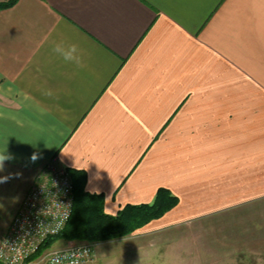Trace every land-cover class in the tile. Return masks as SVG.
I'll return each instance as SVG.
<instances>
[{"label": "crops", "instance_id": "0c3cea01", "mask_svg": "<svg viewBox=\"0 0 264 264\" xmlns=\"http://www.w3.org/2000/svg\"><path fill=\"white\" fill-rule=\"evenodd\" d=\"M3 151L12 159L0 177L28 176L23 197L54 157L103 195L110 215L152 203L160 189L175 195L176 206L122 238L138 254L150 249V264L174 263L180 240L189 263L192 223L244 214L261 221H232L241 233L230 262L264 264V0H18L1 9Z\"/></svg>", "mask_w": 264, "mask_h": 264}, {"label": "built area", "instance_id": "2783aa9c", "mask_svg": "<svg viewBox=\"0 0 264 264\" xmlns=\"http://www.w3.org/2000/svg\"><path fill=\"white\" fill-rule=\"evenodd\" d=\"M73 205L72 177L54 157L38 172L0 239V264H92L95 243L70 245L35 256L49 237L65 228Z\"/></svg>", "mask_w": 264, "mask_h": 264}, {"label": "rangeland", "instance_id": "374dc122", "mask_svg": "<svg viewBox=\"0 0 264 264\" xmlns=\"http://www.w3.org/2000/svg\"><path fill=\"white\" fill-rule=\"evenodd\" d=\"M29 184L28 176H16L14 179H9L5 183H0V239L8 230L20 202L22 203L25 197H23V194ZM235 219H239L237 222L243 223V229L246 228L247 225L244 224L247 222L255 223L261 221V218L257 221L254 220V215L244 214L240 215L239 218L238 216H227L224 219L220 217H210L207 221L192 223L183 233V238L189 245L184 249L187 251L186 253L190 255L191 261L189 263H183L182 259L178 257L180 240L177 242L178 247L175 246L171 249L172 254L175 256L174 259L176 260L172 264H236L230 262V259H233V257L238 254L237 251L239 247H237L238 245L236 244V234L241 233L240 230L237 231L236 227L233 228L232 226V221ZM123 237L124 236L104 241L59 238L45 252L75 244L103 242L96 248L97 251L95 250L92 264H150L149 261L151 259H146L150 249H148V252H146L147 249H144L141 253L142 263L138 262L136 259H138V255L141 256V254L134 251V246L122 244ZM163 249L165 248H160V250ZM188 250H190V253ZM227 260L228 262H224ZM167 264H171V262Z\"/></svg>", "mask_w": 264, "mask_h": 264}, {"label": "trees", "instance_id": "16d2710c", "mask_svg": "<svg viewBox=\"0 0 264 264\" xmlns=\"http://www.w3.org/2000/svg\"><path fill=\"white\" fill-rule=\"evenodd\" d=\"M18 0H0V10ZM74 184L73 212L65 228L49 237L35 256L46 251L59 238L104 241L129 235L153 219L162 217L178 203V198L167 189H160L149 204L124 206L116 215L104 211L102 194L85 190V177L68 169Z\"/></svg>", "mask_w": 264, "mask_h": 264}, {"label": "clouds", "instance_id": "9594fccd", "mask_svg": "<svg viewBox=\"0 0 264 264\" xmlns=\"http://www.w3.org/2000/svg\"><path fill=\"white\" fill-rule=\"evenodd\" d=\"M63 42L61 43H57L54 48H53V51L55 53H60L62 52V45ZM70 51L71 52H76L77 51V45L73 44L70 46ZM64 60L65 62H73L74 64H76L77 66H80L81 65V58L80 56H76V57H70L68 55H64ZM12 159V156L11 154H5V152H0V171H3V167H4V162L6 160H11ZM12 177L11 176H7V177H0V183H5L7 182L9 179H11Z\"/></svg>", "mask_w": 264, "mask_h": 264}]
</instances>
